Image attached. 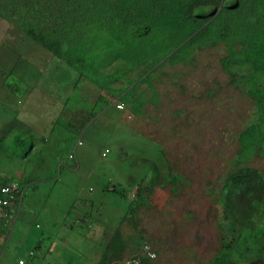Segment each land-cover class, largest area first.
<instances>
[{
	"label": "rangeland",
	"instance_id": "rangeland-1",
	"mask_svg": "<svg viewBox=\"0 0 264 264\" xmlns=\"http://www.w3.org/2000/svg\"><path fill=\"white\" fill-rule=\"evenodd\" d=\"M142 39L161 54L166 46L175 48L178 37L166 46L159 31ZM224 54L222 46L211 47L198 52L193 64L170 62L163 82L155 85L160 104L147 102L137 110L140 114L123 105L120 112L102 109L96 99L103 91L78 80L67 61L49 56L15 23L0 18V133L9 132L0 136V176H11L23 191L2 264L19 259L25 264H96L117 229L133 234L131 241L143 235L158 254L152 264H202L216 245L213 216L228 225L216 205L217 193L232 168L237 136L257 118L252 102L232 84L239 74L223 69ZM155 71L160 76L162 69ZM104 147L110 153L101 158ZM73 153L76 163L68 159ZM151 156L162 157L189 183L179 193H171V183L163 189L149 184L143 191L146 202L121 221L127 204L109 190L119 184L131 194L140 183L138 174L152 165ZM248 165L264 173V156ZM208 184L216 186L212 202ZM190 194L208 197L199 204L190 201ZM186 208L196 212V220L173 225ZM208 208L216 213L208 214ZM80 217L91 222L78 223ZM136 252L128 244L123 259Z\"/></svg>",
	"mask_w": 264,
	"mask_h": 264
},
{
	"label": "trees",
	"instance_id": "trees-1",
	"mask_svg": "<svg viewBox=\"0 0 264 264\" xmlns=\"http://www.w3.org/2000/svg\"><path fill=\"white\" fill-rule=\"evenodd\" d=\"M223 2L224 0H0V18L15 23L25 38L67 61L77 72L78 80L81 78L95 82L102 91L119 99L126 106H131L135 114H140L137 110L150 99L144 97L143 91L137 93L129 87V82L114 88L110 84H116L119 79L128 81V72L135 65L141 64L148 69L149 65L157 64L171 51L167 46L149 63V57H144L146 52L141 50L146 45L142 38L152 37L161 27L167 31L169 40L170 34L171 40L173 35L178 37L176 43L188 36H196L201 46L224 44L222 47L228 55H222L220 61L227 71L239 74L238 78H233L232 84L235 83L252 102L257 118L239 133L237 156L225 182L227 191L223 199V214L228 219V231L235 232L238 229V233L236 239L232 240V251L228 248L222 250L216 257L218 262L215 261L214 264H251V254L245 252L247 242L244 227L257 212L255 209L264 204V175L257 168L246 165L250 157L264 156V0H226L218 13L209 14V9L214 11ZM93 35L100 40L92 39ZM135 37L138 39L135 40ZM180 56L181 52L170 55L167 60ZM113 60H120V64L113 63ZM102 64H105L106 71L100 69ZM207 92L209 95H219L216 91ZM97 102L103 108L108 105L109 100L101 96ZM15 143L20 146L21 141ZM151 158L153 161L148 170L153 183L158 186L171 183L175 186L172 191L188 185L189 179L186 180L174 171L176 167H166L168 165L162 157L160 160ZM3 182L0 179V183ZM112 192L119 198L126 196L125 190L118 187ZM136 194L142 201L143 196ZM138 205L139 202L135 206L131 204L127 211L134 213ZM262 215L264 216V212ZM120 236L118 231L113 234L108 244L111 249H106L99 264H110V252L118 255ZM142 238H135L133 245H138Z\"/></svg>",
	"mask_w": 264,
	"mask_h": 264
},
{
	"label": "clouds",
	"instance_id": "clouds-1",
	"mask_svg": "<svg viewBox=\"0 0 264 264\" xmlns=\"http://www.w3.org/2000/svg\"><path fill=\"white\" fill-rule=\"evenodd\" d=\"M223 5H225L224 2L221 6H219L218 9H216L214 11H212V9H209V14L218 13L220 11V9L222 7H224ZM207 14H208V12H207ZM157 31L160 32V35L162 38V44L165 46L168 45L171 41V34L169 35V37H170V40H169L167 35H166L167 31L163 30L161 27H159L157 29ZM175 36L176 35H173V37H175ZM195 37L196 36H194V37L188 36L183 41H179L178 43H176V47L173 49H170L171 51L169 53H166L160 62H158L157 64H154V65H149L148 69H145V67L141 64H138L137 66L135 65L128 72V81H124L123 79L122 80L119 79L116 82V84L111 83L110 86L112 88L116 87L117 85L119 86V85H121V84H119L120 81H123V84L126 82H129V84H130L129 87L133 88L137 93H139V91L144 92V97L150 99L147 101L148 103L153 102L156 105H159L160 99L156 95L155 85H158L157 83L163 82V76L166 75L165 67L167 65H171L170 62H173V61L181 62L184 65H187L188 63L193 64L196 60V56H197L198 52H202L205 49L211 48V47L201 46L198 39H196ZM134 39L136 40L138 38L135 37ZM219 46L224 47V44H221ZM219 46H212V47L215 48V47H219ZM141 50H142V52H146V56H144V57H149V60H148L149 63H152L153 59H155L156 55L158 54V49L152 48L150 46L144 45ZM46 51L48 52L49 56L58 58V57L54 56L52 53H50L48 50H46ZM180 52H181L180 58L167 60V58L170 55H175L176 53H180ZM225 55H228V52H227V54L225 53ZM220 57H222V56H220ZM58 59H60V58H58ZM220 63L222 64V61H220ZM222 67H223V65H222ZM157 69H159V70L162 69L160 76L157 75L156 71L152 72L153 70H157ZM223 69L225 71H227L224 67H223ZM0 73H2V71H0ZM174 78H175V76H174ZM80 80H85L86 83L88 81H90V80L81 79V78H80ZM92 83L98 87L97 90L102 91L99 88V85H97L95 82H92ZM12 92H13V90H12ZM147 93H148V95H147ZM101 96L107 97V99L109 100L108 105L103 107L102 109L114 108L115 110L120 111V112L124 109L123 105H125V104L120 102L119 99L113 97L112 95H109L107 92L103 91V94ZM100 97H98L96 99V102L99 101ZM112 100H113V103L111 102ZM147 102H145V103H147ZM127 107L130 110H132L131 106H127ZM247 126H245L241 131H243ZM5 133L7 134L9 132L6 130ZM5 133H2V134L0 133V136L5 134ZM80 143H81V141L78 140L76 144L80 145ZM154 144L156 146H159L157 143H154ZM2 153L3 152L0 149V154H2ZM109 153H110V150L108 148L104 147L100 153V157L101 158L106 157L107 154H109ZM236 156H237V153L230 163L231 166L233 165V161L236 159ZM11 157H13V155H11ZM151 157H153V156H151ZM68 159L74 160V162L76 163L75 153H73L72 155L68 154ZM251 159H253V158L250 157V159L246 162V165H248V163ZM230 165H229V168H230ZM248 166H250V165H248ZM251 167H253V166H251ZM254 168H256V167H254ZM232 169H233V167L229 171H231ZM174 171H177L179 173L177 168H175ZM229 171H228V173H229ZM260 173H262L264 175V173L262 171ZM9 177L12 180H10ZM137 177H139L137 180L140 183H139V185L137 184V186L134 187V190L131 194L128 193L119 184L116 185V187H113L109 190L112 192V190L114 188H117V187H118V189L125 190L126 196L123 197L124 199L122 198V200L126 202L127 210L129 209V206L131 204H132V206H135V204L137 202H139V204L146 202L143 191L144 190L148 191L150 187H152L153 185H157L151 181V174L149 173V170L143 174L140 172ZM224 177H225L224 180H222V183L220 184V188H219L220 191L218 190V193H217L218 204H216L217 206L221 207V210H222L221 215H224L223 214V209H224L223 199H224V197L226 195V191H227V187L225 186V182L227 180V175H225ZM0 179L4 180L3 183H0V264H2V260L4 258L5 253H6V250L8 249V246H9V240L11 237L12 227L14 226V224H15L18 216H19V213H20V208H21V203H22V198H23V191L21 190L20 186L15 182V180L11 176L7 175V176H4L3 178H2V176H0ZM145 181H148V183L146 186L143 187V183ZM149 184H150V187H149ZM164 186L165 185H160L158 189H163ZM205 189L207 190V194L208 193H209V195L214 194V192L216 191V186L215 185L212 186L211 184H208ZM180 190H175V192L177 191V193H179ZM175 192H174V195H175ZM136 193H138L140 196H143L142 201H140V199H138ZM171 193H173L172 190H171ZM189 197H190V201H194V202H197L199 204H203L205 202V198L208 197V195L200 194V195L192 196V194H190ZM210 201L212 202L211 195H210ZM207 204H210V202L208 201ZM136 208H137V206H136ZM255 210H257V212L251 216L249 221L245 223V227H244V232H245L246 242H247V245L245 246V252L247 254H251V264H264V216L262 215V212H264V204H262V207H260V208L258 207ZM136 211H137V209H136ZM127 212L124 213V215L121 217V221H123L125 219L132 218L134 213H135L134 212L131 214L130 212H128V213ZM207 212H208V214H213V213H216V209L213 210L211 208H208ZM224 217H225V222L228 223L227 217L225 215H224ZM77 220H78V223L85 222L87 225H89L88 223L91 222V219H89V218L81 219V217H80V218H77ZM195 220H196V212L192 208H186L182 212L181 215L177 216V220L175 221V223L173 225L179 226V225H183V224H188L190 222H194ZM94 221L95 220H93V223H94ZM211 222H212V224H214L215 230H216V232H215V234H216V238H215L216 245H215L214 251L206 258V260L202 264H214L215 261L218 262L216 260V257L225 248H228L232 251V249H233L232 240L236 239V236L238 233V229H236L235 232L231 231V230L228 231L229 224L224 226L222 223L219 222V218H216V216H213V219L211 220ZM161 224L162 223H160V227H161ZM218 224H220L219 227H217ZM112 230L108 231V233L112 232ZM117 231L120 232V235H121L119 237V240H118L121 243V247L118 248V249H120L118 255H114L113 252H110V254H111L110 255V264H152V262L157 259V256H158L157 252L150 246V244L147 241H144V238H142L141 241L139 240L140 243L138 245H135V243L133 245L132 241L135 239L134 238L131 241L133 234L126 236V235L122 234L120 229H117L111 233V235L108 238L106 245L104 246L105 251L107 248H109V245H108L109 241L112 239L113 234L117 233ZM104 233H105V230H104ZM140 236H143V235H140ZM130 243H131V247H133V249H135L136 251L138 250V252H136L134 254H129L123 259L122 253L125 250V247ZM109 249H111V248H109ZM29 255H33V253L30 252ZM102 259H103V255L101 256L100 261H102ZM100 261L96 264H99ZM230 263H232L231 259H230ZM18 264H25V261L22 259H19Z\"/></svg>",
	"mask_w": 264,
	"mask_h": 264
},
{
	"label": "bare ground",
	"instance_id": "bare-ground-1",
	"mask_svg": "<svg viewBox=\"0 0 264 264\" xmlns=\"http://www.w3.org/2000/svg\"><path fill=\"white\" fill-rule=\"evenodd\" d=\"M209 178H210V177H209ZM208 180H209V179H208ZM247 187H248V186H247ZM235 194H236V193H235ZM247 197H248V196H247ZM234 216H235V214H234ZM238 216H239V215H238ZM240 216H241V215H240ZM235 217H236V216H235ZM236 218H237V217H236ZM241 221H242V220H241ZM242 222H243V221H242ZM162 224H163V223H162ZM162 224H161V225H162ZM166 224H167V223H166ZM166 224H164V225L167 227ZM164 225H162V227H163ZM166 227H164V228L166 229ZM158 228H159V227H158ZM170 228H171V227H170ZM168 229H169V228H168ZM169 230H170V229H169ZM171 235H172V234H171ZM164 242H165V241H164ZM162 245H163V244H162ZM171 245H172V244H171ZM176 245H177V244H176ZM176 245H175V247H176ZM173 246H174V243H173ZM172 248H173V247H172ZM164 249H165V248H164ZM161 250H162V249H161ZM165 251H166V250H165ZM190 256H193V255L190 254ZM174 260H175V259H174ZM170 263H173V264H174L175 262H170Z\"/></svg>",
	"mask_w": 264,
	"mask_h": 264
}]
</instances>
